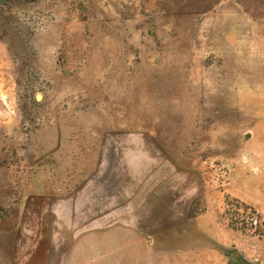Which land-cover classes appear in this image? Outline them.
<instances>
[{
	"label": "rangeland",
	"instance_id": "rangeland-1",
	"mask_svg": "<svg viewBox=\"0 0 264 264\" xmlns=\"http://www.w3.org/2000/svg\"><path fill=\"white\" fill-rule=\"evenodd\" d=\"M230 253L264 264V0H0V264Z\"/></svg>",
	"mask_w": 264,
	"mask_h": 264
},
{
	"label": "crops",
	"instance_id": "crops-1",
	"mask_svg": "<svg viewBox=\"0 0 264 264\" xmlns=\"http://www.w3.org/2000/svg\"><path fill=\"white\" fill-rule=\"evenodd\" d=\"M143 194L140 196L141 201L138 206V209L135 211L136 214H141V215H153L158 212L159 209V204L158 201L164 206V202H161L160 198L158 200L157 197V191L154 190V187L150 184L147 188H142ZM143 198V199H142Z\"/></svg>",
	"mask_w": 264,
	"mask_h": 264
},
{
	"label": "water",
	"instance_id": "water-1",
	"mask_svg": "<svg viewBox=\"0 0 264 264\" xmlns=\"http://www.w3.org/2000/svg\"><path fill=\"white\" fill-rule=\"evenodd\" d=\"M229 260H230L231 264H251V263L247 262L245 259H243L242 257L237 256V255H235L233 253L229 254Z\"/></svg>",
	"mask_w": 264,
	"mask_h": 264
},
{
	"label": "trees",
	"instance_id": "trees-1",
	"mask_svg": "<svg viewBox=\"0 0 264 264\" xmlns=\"http://www.w3.org/2000/svg\"><path fill=\"white\" fill-rule=\"evenodd\" d=\"M10 3H15V2H23V3H28V2H34L36 0H8Z\"/></svg>",
	"mask_w": 264,
	"mask_h": 264
}]
</instances>
